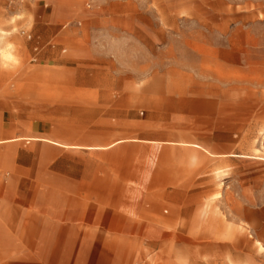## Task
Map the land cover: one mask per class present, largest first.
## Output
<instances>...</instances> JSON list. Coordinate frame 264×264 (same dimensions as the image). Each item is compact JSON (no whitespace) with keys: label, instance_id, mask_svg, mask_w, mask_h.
<instances>
[{"label":"rangeland","instance_id":"374dc122","mask_svg":"<svg viewBox=\"0 0 264 264\" xmlns=\"http://www.w3.org/2000/svg\"><path fill=\"white\" fill-rule=\"evenodd\" d=\"M0 17V264H264V0Z\"/></svg>","mask_w":264,"mask_h":264},{"label":"crops","instance_id":"0c3cea01","mask_svg":"<svg viewBox=\"0 0 264 264\" xmlns=\"http://www.w3.org/2000/svg\"><path fill=\"white\" fill-rule=\"evenodd\" d=\"M16 16H18V15H16ZM30 18V17H29ZM28 18V19H29ZM0 19H1V17H0ZM2 20V19H1ZM0 28L1 29H4V30H7L8 32H10V34L9 35H11V33H12V30H10L11 28L9 27H6V28H4V27H1L0 26ZM9 35H7V36H4V35H2V38H3V50L6 52V53H8L9 55H11L10 56V59H4L3 58V56H2V53L0 52V55L2 56V58L5 60V61H11V60H13L14 59V55H12V54H14L13 52H14V50H13V47H14V44L11 42L10 43V41H8V36ZM28 37H30V35L28 36ZM9 42V43H8ZM5 45H7V46H5ZM11 48V49H10ZM10 49V50H9ZM11 51H12V53H11ZM262 130H264V127L263 128H261V131ZM1 141V140H0ZM184 143H187V144H191V143H193L192 141H183ZM254 148V147H253ZM256 148V147H255ZM257 149V152H255L256 154H259V151H258V148H256ZM264 154V153H263ZM261 156V155H260ZM263 159H264V156H261ZM259 160H262V159H259ZM264 161V160H263ZM11 218V220L15 217L14 215H12V216H10ZM13 222H11V224H12ZM11 230H13L14 229V226H10L9 227ZM241 230L240 231H243V228L241 227L240 228ZM10 241H11V243H12V245L11 246H13V243H14V239L12 238V237H10ZM256 243L259 245V244H261L258 240H256ZM261 246H262V244H261ZM262 249H263V246H262ZM238 257H240V256H237V257H233V255H232V253H230L228 256H227V264H235V259L236 258H238ZM242 258V257H241ZM243 259V258H242ZM192 264H198V263H196V262H193ZM241 264H251L248 260H246V259H244V261H242L241 262Z\"/></svg>","mask_w":264,"mask_h":264},{"label":"bare ground","instance_id":"6f19581e","mask_svg":"<svg viewBox=\"0 0 264 264\" xmlns=\"http://www.w3.org/2000/svg\"><path fill=\"white\" fill-rule=\"evenodd\" d=\"M17 15V14H16ZM10 34V32H8L7 30H4V29H1L0 28V52L2 53V56H3V58L4 59H10V56L11 55H9L8 53H6L4 50H3V38H2V35H4V36H7V35H9ZM9 43V42H8ZM11 43V42H10ZM5 46H7V45H5ZM8 47V46H7ZM11 49V48H10ZM9 49V50H10ZM11 53H12V51H11ZM12 55H14V54H12ZM264 132V130H262L261 132H259V134H261V133H263ZM255 143H256V145L258 146V151H259V153L260 154H263L264 153V150H262L261 148H260V146H259V144H258V142H256V140H255ZM255 151H257V149L255 150ZM259 248L260 249H262V246H261V244H259Z\"/></svg>","mask_w":264,"mask_h":264},{"label":"built area","instance_id":"2783aa9c","mask_svg":"<svg viewBox=\"0 0 264 264\" xmlns=\"http://www.w3.org/2000/svg\"><path fill=\"white\" fill-rule=\"evenodd\" d=\"M17 1L21 2L22 0H17ZM15 2L16 0H9V4H14ZM257 142L260 148L264 150V132L258 135ZM261 156H264V154H262Z\"/></svg>","mask_w":264,"mask_h":264}]
</instances>
